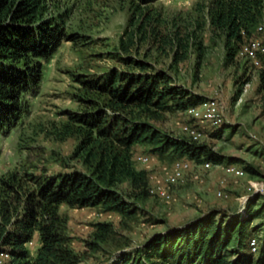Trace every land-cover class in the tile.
<instances>
[{"label": "rangeland", "instance_id": "obj_1", "mask_svg": "<svg viewBox=\"0 0 264 264\" xmlns=\"http://www.w3.org/2000/svg\"><path fill=\"white\" fill-rule=\"evenodd\" d=\"M210 1L155 0L135 13L132 25L130 0L47 1L49 14L63 16L69 36L45 63L39 91L28 97L29 111L14 128L0 133V177L14 171L21 176L25 172L51 175L84 170L83 158L75 153L78 136L62 139L60 131L68 121V113L94 110L93 100L98 98L94 91L86 89L85 82L111 69L129 68L121 57L143 60L155 70L165 71L181 91L198 99L193 105L216 100L222 118L219 126L201 123L186 112L192 104L160 112L157 117L143 118L162 137L190 140L182 125L200 128L205 135L197 145L222 156L223 162L212 163L207 171H200L199 180L191 179L188 172L183 184L171 187L170 201L151 195L137 202L136 211L130 217L100 206L60 205V213L67 218V245L80 256L79 264H115L120 254L134 252L155 234L183 226L210 212L218 216L245 215L248 199L258 194L248 189L252 182L263 188L262 196L252 206L253 211L259 210L264 202V83L261 81L264 68L254 67L249 59L237 57L238 44L231 42L227 47L225 33L209 22ZM141 12L150 17L143 34L136 32ZM263 19L264 7L258 24ZM131 32L139 40L124 51L120 47L121 38L126 39ZM249 38H257L264 45V33L253 30ZM180 39L186 48L183 58L175 61V51H182L178 46ZM228 52L234 55L229 57ZM152 147L137 143L132 148L134 166L145 169L148 175H160L162 166L186 157L172 154L171 150L159 156L149 151ZM145 153L154 154L157 164L145 165L135 159ZM229 158L246 171L243 177H224L221 166ZM246 166L254 172L246 170ZM222 178L225 180L220 183ZM217 191H221V196L216 195ZM261 221H264V210L250 221L249 229ZM98 223L111 224L113 231L107 241L97 240ZM251 233L258 240V253L252 256L255 260L260 255L263 228ZM32 241L27 247L35 252L39 245L37 235Z\"/></svg>", "mask_w": 264, "mask_h": 264}, {"label": "trees", "instance_id": "obj_2", "mask_svg": "<svg viewBox=\"0 0 264 264\" xmlns=\"http://www.w3.org/2000/svg\"><path fill=\"white\" fill-rule=\"evenodd\" d=\"M47 1L0 0V133L14 128L29 111L28 97L38 93L45 63L69 36L63 16L49 14ZM153 1L130 0V25L135 13ZM263 3L211 0L207 6L209 22L225 33L227 47L233 42L238 49L256 30L263 16ZM142 13L136 32L143 34L150 17ZM123 38L120 47L124 51L139 40L134 32ZM182 42L178 41L182 51H175V61L184 56L186 44ZM231 55L234 52H228ZM121 59L129 68L111 69L85 82L86 89L98 98L92 99L94 110L68 113V121L60 131L62 139L78 136L75 153L83 158L84 170L51 175L25 172L21 176L14 171L0 177V251L9 252V264L81 262L67 245V218L59 211L62 204L100 206L123 217L132 216L135 204L151 196L147 171L137 169L132 162V148L137 143L153 145L149 151L159 156L171 150L196 163L223 162V157L208 147L191 140L162 137L143 121L163 111L183 109L198 99L181 91L168 73L155 70L150 63L133 57ZM261 81L264 83V71ZM231 161L229 158L226 163ZM246 170L254 172L249 166ZM254 196L247 201L245 215L218 216L210 212L155 234L134 252L120 254L115 264H264V221L249 229L250 221L264 210L263 202L259 210L253 211L252 206L262 195ZM257 228H263V238L260 255L254 260L248 240ZM112 231L111 224L98 223L97 240L107 241ZM35 235L39 245L31 252L27 243Z\"/></svg>", "mask_w": 264, "mask_h": 264}, {"label": "built area", "instance_id": "obj_3", "mask_svg": "<svg viewBox=\"0 0 264 264\" xmlns=\"http://www.w3.org/2000/svg\"><path fill=\"white\" fill-rule=\"evenodd\" d=\"M257 33H264V19L256 27ZM236 56L240 58H247L251 61L254 67L263 68L264 67V45L261 40L257 38L245 39L240 43ZM186 112L193 119L204 123L209 122L213 126H219L222 122L218 110L217 101L214 99L201 101L197 105L189 106L186 108ZM182 130L190 138L191 141L197 142L204 132L200 128L185 124L182 125ZM135 159L147 164H157V158L154 154L145 153L138 154ZM212 166L210 161H202L196 163L195 161L186 158L179 157L174 159L169 165L162 166V173L149 174L148 175V188L152 196H157L165 201H170L172 199L171 187L174 185L183 184L186 181V176L188 172H191V179L199 180L200 171H207ZM224 177H234L236 179L243 177L246 171L234 163H226L221 166ZM225 178L220 180L223 183ZM253 193L262 192L263 188L258 183H251L248 187ZM217 196H221V191L216 192ZM33 240V239H32ZM29 241L27 245H32L33 241ZM248 249L252 255L258 253V240L255 236H251L248 240ZM10 254L7 251H0V264H9Z\"/></svg>", "mask_w": 264, "mask_h": 264}]
</instances>
